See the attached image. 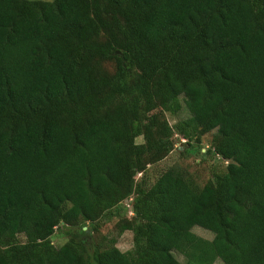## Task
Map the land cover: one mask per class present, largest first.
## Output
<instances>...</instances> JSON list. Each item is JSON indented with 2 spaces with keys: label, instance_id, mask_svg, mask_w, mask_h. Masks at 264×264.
Listing matches in <instances>:
<instances>
[{
  "label": "trees",
  "instance_id": "obj_1",
  "mask_svg": "<svg viewBox=\"0 0 264 264\" xmlns=\"http://www.w3.org/2000/svg\"><path fill=\"white\" fill-rule=\"evenodd\" d=\"M176 134L224 169L149 183ZM216 261L264 264V0H0V264Z\"/></svg>",
  "mask_w": 264,
  "mask_h": 264
},
{
  "label": "rangeland",
  "instance_id": "obj_2",
  "mask_svg": "<svg viewBox=\"0 0 264 264\" xmlns=\"http://www.w3.org/2000/svg\"><path fill=\"white\" fill-rule=\"evenodd\" d=\"M163 114L165 118L167 119L168 123L171 126H174L177 122L180 120L186 118L188 116V111L186 107L183 105L181 110L174 114L171 113L168 110H164ZM214 130L207 131L203 133L202 138H201V150L202 152L205 151V149L208 146V143L211 140L212 133H214ZM175 147L173 150L161 161L152 164L148 166V173H146V180L150 183L154 178H156L162 171L167 169L170 166L173 165H179L183 169L189 171L192 173L199 182L204 183L206 182L210 177L213 172H218L224 169L225 163L220 160L218 157L214 156L213 154H208L206 156H201L200 154L197 153L198 148H193L190 151H185L184 148L186 145L185 139L182 138L179 135H175ZM137 143L142 142V137H138L136 139ZM140 176V174H137V178ZM123 205L126 207V213L121 214L120 216L115 215L110 219H107L106 221H101L100 222V228H99V233L97 232H90L91 236H88L87 239L89 240V243L92 244L95 242L101 241L102 236H106L107 238H116V246L121 250V251H127L131 249L133 246V234L131 231L126 230L122 234H118V229L116 226V223L119 221L121 217L126 215L127 217L132 216L131 212V206L129 204V200H125L123 202ZM87 228V226H86ZM67 228H57L53 236L51 237L52 243L58 247L62 245L64 242H66L69 238V233L67 231ZM192 231L197 234L198 236H201L206 239H211L213 237V233L209 230H206L202 227L199 226H194L192 228ZM20 240L23 241V236H19ZM175 256L180 260L184 261V257L174 251ZM215 264H221L220 261H216Z\"/></svg>",
  "mask_w": 264,
  "mask_h": 264
},
{
  "label": "water",
  "instance_id": "obj_3",
  "mask_svg": "<svg viewBox=\"0 0 264 264\" xmlns=\"http://www.w3.org/2000/svg\"><path fill=\"white\" fill-rule=\"evenodd\" d=\"M84 229H86V227H84Z\"/></svg>",
  "mask_w": 264,
  "mask_h": 264
}]
</instances>
